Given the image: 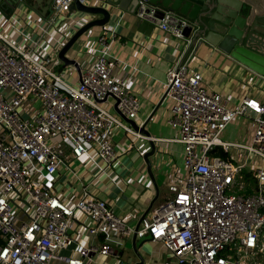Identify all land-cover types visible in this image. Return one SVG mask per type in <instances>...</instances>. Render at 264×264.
Listing matches in <instances>:
<instances>
[{
    "label": "built area",
    "instance_id": "2783aa9c",
    "mask_svg": "<svg viewBox=\"0 0 264 264\" xmlns=\"http://www.w3.org/2000/svg\"><path fill=\"white\" fill-rule=\"evenodd\" d=\"M75 1L90 5L94 0H54L53 20ZM159 11L139 0L136 16L183 42V55L167 74L166 98L171 101L169 124L180 132L172 141L183 145L186 173L169 186L173 197L136 228L89 186L70 206L41 181L69 157H86L106 172L117 157L112 137L118 130L154 140L104 106L105 98L118 100L127 119L139 120V99L114 74L109 34L98 39L103 48L96 49L93 70L72 85L55 71L63 41L53 54L36 59L0 32V264H93L94 255L112 254L107 241L112 232L162 242L177 264H263L264 100L246 97L231 109L221 94L206 89L203 75L190 70L185 59L196 48L185 35L191 23L172 11L158 19ZM36 102L40 106L31 107ZM244 118L255 124L249 141L225 140L228 127ZM218 150L230 158L216 156ZM247 183L252 188H245ZM78 214L91 222L95 239H105L67 255L76 242L70 230Z\"/></svg>",
    "mask_w": 264,
    "mask_h": 264
},
{
    "label": "crops",
    "instance_id": "0c3cea01",
    "mask_svg": "<svg viewBox=\"0 0 264 264\" xmlns=\"http://www.w3.org/2000/svg\"><path fill=\"white\" fill-rule=\"evenodd\" d=\"M12 1L0 0V32L15 46L31 52L36 59L53 54L61 41L64 42L62 50L82 26L80 13L73 9L53 20L54 1L29 0L30 5L15 7H12ZM249 1L264 13V0ZM100 4L97 0L91 3L94 6ZM129 8L115 9L108 25L84 35L69 51L67 56L76 60L78 69L75 66L64 68L60 60L55 71L66 82L78 85L82 75L93 70L96 49L103 48L99 37L104 32L109 34V55L116 62L114 74L126 83L129 92L140 102L139 120L134 122L138 126L141 122L147 124L146 130L154 138L152 142L157 151L150 158L153 178L144 159L151 151V141L136 139L124 130H118L112 137L117 157L106 172L101 173L86 157L76 160L69 157L67 164L60 167L56 174L41 181L70 206L81 198L83 189L89 186L96 198L107 202L118 217L136 228L142 219L153 218L160 206L173 197L169 186L180 183L186 173L183 145L172 141L180 138V132L169 124L171 101L166 98L167 74L182 57L183 42L155 24L153 30L143 29V20L138 19L136 12H130ZM187 58L190 70L202 74L206 89L221 94L229 108H237L246 97L264 100V78L217 48L202 44L195 50H189ZM103 103L108 110L116 113L112 98ZM38 104H31V107H38ZM254 129V121L244 118L230 125L223 138L231 142H248L246 139ZM232 130L235 131V140H231ZM93 155L98 164L103 165L96 152ZM27 207V212L31 213L30 205L25 202V211ZM20 216L23 218L24 214ZM90 227L91 222L83 214H78L70 230L76 242L67 255L75 256L82 247L104 242L105 236L95 239L89 233ZM107 241L113 249L112 254L94 255L93 264H177L162 242L121 232L110 233Z\"/></svg>",
    "mask_w": 264,
    "mask_h": 264
},
{
    "label": "water",
    "instance_id": "95a60500",
    "mask_svg": "<svg viewBox=\"0 0 264 264\" xmlns=\"http://www.w3.org/2000/svg\"><path fill=\"white\" fill-rule=\"evenodd\" d=\"M35 1V0H34ZM52 3L54 0H49ZM99 6L84 5L75 1L73 10L80 13L79 22L82 26L70 38L59 52V59L66 66L79 68L75 59L68 58V53L74 48L81 37L87 35L95 28H103L112 20L115 9L126 10L135 13L139 0H97ZM151 5L157 6L160 11L158 19H162L164 12L178 13L182 18L191 23L185 35L192 37L196 48L202 44L217 48L220 52L230 56L235 61L244 65L252 72L264 78V13L259 12L255 4L249 0H147ZM30 5L29 0H13L12 7ZM34 8L36 5L32 4ZM154 24L147 20L142 21V28L153 30ZM105 98L103 102H106ZM162 99L159 107L163 103ZM118 100L114 110L125 121L151 137L146 130L145 124L139 126L132 120L127 119L118 109ZM157 148L151 141V151L144 159L148 165V171L153 178L150 158L156 154ZM136 236V235H135Z\"/></svg>",
    "mask_w": 264,
    "mask_h": 264
},
{
    "label": "rangeland",
    "instance_id": "374dc122",
    "mask_svg": "<svg viewBox=\"0 0 264 264\" xmlns=\"http://www.w3.org/2000/svg\"><path fill=\"white\" fill-rule=\"evenodd\" d=\"M38 107L40 106L39 104L37 105ZM232 137H231V140H235L234 138V136H235V131H233L232 130ZM185 173V172H184ZM245 188H252V186H251V183H247V184H245ZM20 204V202L19 201H17V205H19ZM28 210V207L26 208V211ZM20 218H22L21 216H20ZM263 248H264V244H263ZM263 264H264V255H263V257H262V260H260Z\"/></svg>",
    "mask_w": 264,
    "mask_h": 264
},
{
    "label": "trees",
    "instance_id": "16d2710c",
    "mask_svg": "<svg viewBox=\"0 0 264 264\" xmlns=\"http://www.w3.org/2000/svg\"><path fill=\"white\" fill-rule=\"evenodd\" d=\"M215 155L227 160L230 158L229 154L222 150H218Z\"/></svg>",
    "mask_w": 264,
    "mask_h": 264
}]
</instances>
